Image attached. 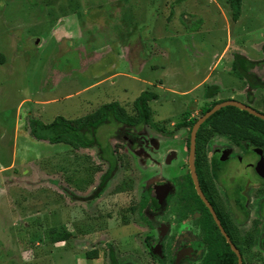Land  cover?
Instances as JSON below:
<instances>
[{"label": "rangeland", "instance_id": "374dc122", "mask_svg": "<svg viewBox=\"0 0 264 264\" xmlns=\"http://www.w3.org/2000/svg\"><path fill=\"white\" fill-rule=\"evenodd\" d=\"M237 52L264 58V0H242L236 21L228 0H0V264H110L111 250L119 262L142 251L139 193L187 171L190 119L203 107L246 98ZM143 90L158 97L142 150L117 143L115 124L98 128L122 160L103 190L97 146L28 133L30 118H77L112 101L134 115ZM253 92L264 108V90Z\"/></svg>", "mask_w": 264, "mask_h": 264}, {"label": "flooded vegetation", "instance_id": "af4514ba", "mask_svg": "<svg viewBox=\"0 0 264 264\" xmlns=\"http://www.w3.org/2000/svg\"><path fill=\"white\" fill-rule=\"evenodd\" d=\"M235 56L249 60L232 61L236 76L248 82L246 98L238 100L229 95L206 99L221 102L233 98L264 115V108L257 106L253 97L256 89L264 90V69H261L264 58L252 59L239 52ZM235 83L233 81L232 90L238 91ZM236 108L231 116L220 118V121L228 120L230 125L217 131V136L209 134L202 141L197 161L195 150V171L206 200L199 196L191 175L189 134L185 146L187 171L175 180L172 168L170 181L153 177L139 193L136 213L144 223L141 228L143 250L133 259L126 258L122 262L111 250L110 264L264 263V124H255L264 122V118ZM240 110L251 116L241 114ZM241 115L250 124L243 125ZM143 129L131 128L121 138L114 130L113 136L117 143L126 141L131 149L140 151L142 140L138 134L141 135ZM117 143L113 144L115 171L122 162ZM179 154L170 152L167 160L183 164L184 157ZM146 195L150 197L144 201Z\"/></svg>", "mask_w": 264, "mask_h": 264}, {"label": "trees", "instance_id": "16d2710c", "mask_svg": "<svg viewBox=\"0 0 264 264\" xmlns=\"http://www.w3.org/2000/svg\"><path fill=\"white\" fill-rule=\"evenodd\" d=\"M228 3L232 11V19L236 21L241 14L242 0H228ZM234 61L249 62L248 59L242 56H235ZM240 75L243 74L240 73ZM218 91L219 88L216 86L213 88L207 87L204 91V97H212ZM157 97L158 94L154 91H141L133 100V106L136 110V114L134 115L127 113L125 108L117 101H112L103 104L91 113L77 118L69 119L64 116H57L49 123H44L37 118H30L29 133L38 140H46L52 144L66 143L73 148L97 146L98 157L108 165L107 170L101 175L99 190H102L105 187L106 181L117 168V164L112 146L108 142L104 144L98 139V128L104 123H113L116 126V135L121 138L123 135L127 134L131 128L140 130L143 126L154 125L153 112L149 105V101ZM217 102L218 101H212L211 105L203 107L201 115ZM234 109L237 108L234 106L223 107L213 113L200 125L196 134V160H198L200 155L202 141L209 135L206 134L205 128L209 127V130H207L209 133H216L217 131L224 130L228 124L230 125V122H227L228 120L226 119L225 121H220V118L231 116V111ZM240 113L249 115L247 112L241 110ZM240 119L243 121V125L250 124V122L245 121L244 115H241ZM196 120L197 118H193L190 122V126H192ZM149 197V195L144 196V201L148 200Z\"/></svg>", "mask_w": 264, "mask_h": 264}, {"label": "water", "instance_id": "95a60500", "mask_svg": "<svg viewBox=\"0 0 264 264\" xmlns=\"http://www.w3.org/2000/svg\"><path fill=\"white\" fill-rule=\"evenodd\" d=\"M236 106L240 109H243V110H246L254 115H257L259 117H262L264 118V115L257 112L255 109L251 108V107H248L244 104H242L241 102L239 101H236V100H224V101H221V102H218L216 103L215 105H213L209 110H207L204 114H202L196 121L195 123L193 124L192 128H191V131H190V140H189V164H190V170H191V175H192V178L194 180V184H195V187H196V190L199 194L200 197H202L204 200L205 197L200 189V186H199V182H198V179H197V175H196V171H195V165H194V159H195V150H196V134H197V131L200 127V125L208 118L210 117L213 113H215L216 111L220 110L221 108L225 107V106ZM208 204V203H207Z\"/></svg>", "mask_w": 264, "mask_h": 264}, {"label": "crops", "instance_id": "0c3cea01", "mask_svg": "<svg viewBox=\"0 0 264 264\" xmlns=\"http://www.w3.org/2000/svg\"><path fill=\"white\" fill-rule=\"evenodd\" d=\"M28 133H29V130H28ZM73 148V147H72Z\"/></svg>", "mask_w": 264, "mask_h": 264}]
</instances>
